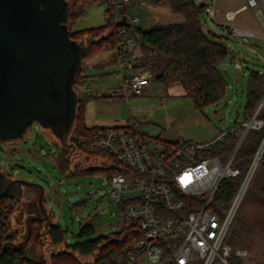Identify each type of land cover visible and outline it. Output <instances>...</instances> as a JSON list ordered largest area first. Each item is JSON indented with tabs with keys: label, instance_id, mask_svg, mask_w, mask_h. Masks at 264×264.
<instances>
[{
	"label": "rangeland",
	"instance_id": "obj_1",
	"mask_svg": "<svg viewBox=\"0 0 264 264\" xmlns=\"http://www.w3.org/2000/svg\"><path fill=\"white\" fill-rule=\"evenodd\" d=\"M206 1L195 0L197 5ZM246 2L247 0H216V6L223 13L226 9L236 11L231 25L238 24L254 30L255 36L247 44L238 43L230 34L231 25L224 27L216 22V18L223 16L222 12L217 11L216 18L203 16L204 22L210 29L209 35L230 49L221 64L227 89L225 96L218 103L197 107L192 98L177 84L180 82L182 85L179 78L171 80L168 83L170 85L154 81L151 91L146 90L142 96L127 94L123 87L118 61H113L110 66H103L101 62L89 65L87 62L89 57L83 59V78L82 75L78 78L79 81L77 80L74 89L79 96H86L85 86L88 85L90 92L107 96L106 101L104 100L105 104L100 108L104 115L114 114L117 119L124 122L123 124L136 121L140 131L148 136L173 142L184 140L205 142L218 138L222 132L229 131L236 124L235 118L238 119V123L244 119L250 72L255 70L264 73V1L260 0L257 7L239 10L246 5ZM69 6L70 26L73 20L70 19V15L75 11L72 0ZM81 8L84 9V13L75 19L72 26L74 31L105 24L107 9L105 3L87 1ZM129 13L139 16L138 26L144 30L155 24L176 23L183 19L170 10L168 2L153 5L141 1L136 8L130 9ZM79 41L86 44L85 39ZM157 56L162 62L165 60L164 56ZM237 63H241L243 69L239 68ZM134 72L126 71L125 75L131 76ZM151 73L154 77V73L152 71ZM117 90L119 93L115 94ZM74 135L73 129L71 136ZM86 156L84 153H77L71 144H60L59 139L50 129L42 127L37 122L27 130L22 139L0 141L1 170L12 178H24L43 185L44 206L50 216V223L58 224L63 233L62 245L53 246L46 237L45 231L42 243L37 241L38 230H35L31 240L22 248V257L28 261L49 263L53 252L65 249L81 240L78 232L81 225L89 220L93 221L95 227L92 238L111 236L124 229L126 224L122 207L111 196L109 171L82 170L102 167L106 160L104 158L94 160ZM66 158L68 167H65ZM128 186L134 187V183ZM27 190L30 189L23 186L24 195L22 194L19 199L17 205L19 209L15 211L16 220L15 216L13 218V226L17 229L18 235L27 232L25 218L30 211L29 203L25 200ZM139 193L134 189L125 191L122 199L127 201ZM73 196H78L79 200L72 202L70 199ZM231 228L235 235V244L248 251V255L242 258V263L264 264L263 166L255 172ZM15 242L18 243L19 239H15Z\"/></svg>",
	"mask_w": 264,
	"mask_h": 264
},
{
	"label": "built area",
	"instance_id": "obj_2",
	"mask_svg": "<svg viewBox=\"0 0 264 264\" xmlns=\"http://www.w3.org/2000/svg\"><path fill=\"white\" fill-rule=\"evenodd\" d=\"M81 1L78 0L79 3ZM95 1L107 5L105 21L118 25L115 49L126 93L144 95L153 74L146 69H136L137 58L130 54L138 43L136 28L140 19L129 11L136 8L141 0ZM215 1L203 3L204 16L216 18ZM246 7H253L251 0H247ZM226 15L228 19L234 16L229 12ZM230 34L240 44H247L255 36L251 28L238 25L230 26ZM237 66L242 68L241 63ZM126 71L135 72L126 76ZM85 88L89 94L90 86ZM118 93L117 90L115 94ZM263 124L255 114L242 126L246 134ZM232 131L233 128L222 132L212 141L173 142L146 135L135 121L124 125L96 126L87 138L79 140V146L85 147L82 150L76 146L79 154L84 153L94 160H106L102 167L112 171L109 176L111 196L122 207L125 227L141 232L136 242L115 262L100 260L94 253L78 255L81 264H234L233 258L246 257L247 249L232 247L228 236L264 153V139L231 204L223 208L218 199L221 185L224 180L240 173L233 166V161L242 142H238L225 159L209 155L208 151ZM74 144H77V138ZM98 153H105L106 158ZM130 183H134V187H129ZM133 189L140 193L123 201L122 194ZM16 200L0 198V249L15 248L26 235L25 232L18 235L13 226L14 213L18 209ZM17 238L18 243L15 242Z\"/></svg>",
	"mask_w": 264,
	"mask_h": 264
},
{
	"label": "trees",
	"instance_id": "obj_3",
	"mask_svg": "<svg viewBox=\"0 0 264 264\" xmlns=\"http://www.w3.org/2000/svg\"><path fill=\"white\" fill-rule=\"evenodd\" d=\"M95 0H78L73 2L75 8L71 13L70 35L75 40H86V54L84 58L104 48H116L118 25L113 21H105V24L82 30H73L75 19L84 13L81 8L85 2ZM153 5L169 3L173 13L182 16V21L168 24H155L149 29L136 28L138 36L137 46L131 51L136 56V69H148L154 73L153 79L165 84L171 80L181 79L186 95L190 96L199 108L206 105L218 103L226 93L227 83L221 64L227 57L229 49L220 41L212 38L209 32L203 29V3L197 5L195 0H141ZM137 50V51H136ZM156 54V56H155ZM157 55H162L165 60L162 62ZM83 78L82 70L78 78ZM78 80V79H77ZM79 81V80H78ZM76 81V83L78 82ZM247 103L245 105L244 119L236 123L223 140L216 143L209 151V155H217L221 159L227 158L234 150L237 143L244 134L245 127L242 123L249 121L255 114L264 122V104L259 111L257 109L264 98V73L252 70L248 81ZM107 97V96H105ZM98 96H79L77 117L75 121L76 146L82 150L85 147L79 146V140L87 138L96 127H89L85 122L86 102ZM257 112V113H256ZM264 139V124L259 129H250L244 136L233 161V166L238 168L240 173L232 178L223 181L219 193V201L223 208H227L240 184L242 183L248 167ZM106 156L105 153H98ZM65 167H68L66 158ZM264 167V153L257 166ZM97 169L107 170L110 175L111 169L103 167L84 168L85 171ZM257 171V170H256ZM19 200H16L18 205ZM14 211V210H13ZM4 215V214H3ZM2 217L5 218V215ZM37 225V226H36ZM36 226V227H35ZM38 230L37 241L42 243L43 233L53 246H60L63 242V233L58 224L50 223L47 227L40 221L32 222V233L29 241ZM95 234V227L92 220L81 225L78 232V240L72 246L53 252L50 255L49 263L44 261L34 263L22 257V248L0 249L2 264H81L78 255L88 256L96 253L98 259L106 262H115L118 256L125 253L140 237L141 232L136 228L124 227L121 231L109 235L92 238ZM11 236H9L10 238ZM235 235L232 228L229 232L228 242L232 247H238L235 242ZM28 241V242H29ZM234 264H243L242 258H233Z\"/></svg>",
	"mask_w": 264,
	"mask_h": 264
},
{
	"label": "water",
	"instance_id": "obj_4",
	"mask_svg": "<svg viewBox=\"0 0 264 264\" xmlns=\"http://www.w3.org/2000/svg\"><path fill=\"white\" fill-rule=\"evenodd\" d=\"M69 13V0H0V141L22 139L35 122L67 140L79 100L74 86L87 49L84 42L71 38ZM263 104L264 99L257 112ZM7 175L0 164V198L21 197L23 186L40 190L43 216L28 218L24 240L15 246L22 248L30 239L32 222L50 224L45 189ZM70 200L77 202L79 197Z\"/></svg>",
	"mask_w": 264,
	"mask_h": 264
},
{
	"label": "crops",
	"instance_id": "obj_5",
	"mask_svg": "<svg viewBox=\"0 0 264 264\" xmlns=\"http://www.w3.org/2000/svg\"><path fill=\"white\" fill-rule=\"evenodd\" d=\"M244 6L245 5L240 7L239 10L244 9ZM217 11H219V13L220 12L223 13V11L218 9V8H217ZM228 12L230 14H232V15H235V13H236V11H233L232 9H226L224 11V13L222 14L223 16L221 18H216V22L218 24L224 26V27L228 26V25H231L232 19H228L227 15H226ZM203 16H202V18H203ZM236 25H238V24H236ZM238 26H242V25H238ZM244 27H246V26H244ZM203 29H204L205 32H209L210 31L208 25L204 22V19H203ZM113 61H117L116 49L112 48V50H110V48H104V49H102L101 52L98 51V52L94 53L92 56H89V59H88L87 62L89 63V65L90 64L92 65V64L97 63V62L98 63L101 62V64L103 66H110ZM84 68H85V66H84ZM241 69H243V67ZM146 70H148V69H146ZM84 76H86V75H84ZM154 81H155L154 79L151 80V83H150V86L147 89V92L151 91V89L153 88ZM177 84H179L183 88V86L181 85L180 82H177ZM168 85H170V84H168ZM87 95H92V96H98L99 97V98H92V99H90V100H88L86 102V106H85V122H86L87 126L96 127V126L124 125L123 124L124 122L120 121L119 119H117L114 114L106 116V115H104L102 113L103 111L100 110L101 106H103L105 104V101H106L105 99H107V97H105L104 95H101L98 92H96V93L90 92ZM96 109H98V111H96ZM15 215L17 216V212L14 213V216ZM16 216H15V220H16Z\"/></svg>",
	"mask_w": 264,
	"mask_h": 264
},
{
	"label": "flooded vegetation",
	"instance_id": "obj_6",
	"mask_svg": "<svg viewBox=\"0 0 264 264\" xmlns=\"http://www.w3.org/2000/svg\"><path fill=\"white\" fill-rule=\"evenodd\" d=\"M77 109H78V105H77ZM76 117H77V114H76ZM75 121H76V118H75ZM75 121L73 123V126L68 134V137H67V140L66 141H62L60 138H58L54 133V135L59 139V142L60 144H71L74 148V150H77V153L80 152V150L76 147V145L74 144V139L75 137L74 136H71V132L72 130L74 129V126H75ZM70 136V137H69ZM20 140V139H19ZM11 141V140H10ZM52 143V142H51ZM56 146L58 145L56 142H53ZM8 174V173H7ZM8 178L10 179H15L17 177H13L11 175H7ZM27 188H29L30 190L26 191L25 192V200L29 203V209L30 211L28 212V216H26L25 218V222L27 224V220L28 218H30L31 216H43V213L39 207V196H40V190L38 187H30V186H27ZM23 195H24V192H23ZM22 196V195H21ZM18 200L21 199V197L17 198ZM21 209V208H20ZM26 215V213L24 214ZM44 223V222H43Z\"/></svg>",
	"mask_w": 264,
	"mask_h": 264
},
{
	"label": "bare ground",
	"instance_id": "obj_7",
	"mask_svg": "<svg viewBox=\"0 0 264 264\" xmlns=\"http://www.w3.org/2000/svg\"><path fill=\"white\" fill-rule=\"evenodd\" d=\"M260 0H251L252 4H253V7H257L258 3H259ZM264 1V0H262Z\"/></svg>",
	"mask_w": 264,
	"mask_h": 264
}]
</instances>
